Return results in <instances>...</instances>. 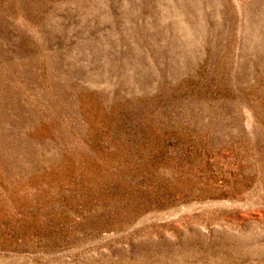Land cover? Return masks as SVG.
I'll use <instances>...</instances> for the list:
<instances>
[{
	"label": "rangeland",
	"instance_id": "374dc122",
	"mask_svg": "<svg viewBox=\"0 0 264 264\" xmlns=\"http://www.w3.org/2000/svg\"><path fill=\"white\" fill-rule=\"evenodd\" d=\"M0 264H264V0H0Z\"/></svg>",
	"mask_w": 264,
	"mask_h": 264
}]
</instances>
